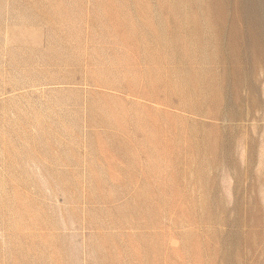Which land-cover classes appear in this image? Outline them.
<instances>
[{"label": "rangeland", "instance_id": "1", "mask_svg": "<svg viewBox=\"0 0 264 264\" xmlns=\"http://www.w3.org/2000/svg\"><path fill=\"white\" fill-rule=\"evenodd\" d=\"M0 264H264V0H0Z\"/></svg>", "mask_w": 264, "mask_h": 264}]
</instances>
